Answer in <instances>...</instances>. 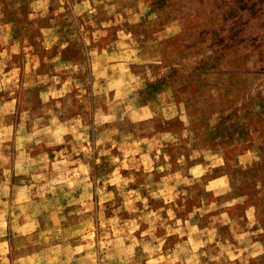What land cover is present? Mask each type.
Returning <instances> with one entry per match:
<instances>
[{
    "label": "rangeland",
    "instance_id": "rangeland-1",
    "mask_svg": "<svg viewBox=\"0 0 264 264\" xmlns=\"http://www.w3.org/2000/svg\"><path fill=\"white\" fill-rule=\"evenodd\" d=\"M116 3L120 7L110 15L108 8ZM138 4L147 9L144 17L139 24H129L123 9L132 7L138 12ZM77 5L87 7L76 15L74 9ZM57 6L55 0H0V52H10L13 47L17 49L11 60L0 64V111L15 102L16 114L7 117L5 122L18 125L22 107L30 108L33 116H44L42 109L52 107L60 113L62 121L79 115L84 118L82 122L89 125L88 135L93 149L91 201H84L80 196L82 189H77L73 195L79 198V202L68 205L67 199L62 198L63 212L55 214L57 220L61 215L65 216V220L60 221L61 228H70L74 233L68 242L69 247L81 249L72 256L69 264H118L104 260L106 249L112 248L114 238H118V225L140 215L122 208L123 197L117 193L115 185L109 184L105 188L106 192L114 193V199L100 203L96 188L103 186V181L97 184V180L110 173L114 166L109 165L108 157L99 155L101 148L111 145L97 146L98 134L104 129L117 127L121 133H131L133 139H139L155 134L145 131L148 128L178 131L188 117L195 130L193 147L211 157L214 166L208 168L199 182L177 185L175 193L179 195L170 204H165L163 198H153L149 189L142 187L149 183L143 164L139 171L136 168L121 169L125 178L130 174L137 177L125 191L139 190L140 195L147 198L148 209H144L142 201H136L138 209L156 211L163 208L160 215L167 220V210L171 208L181 226L191 215L188 223L198 231H211L210 225L216 228V236L207 244L202 243L206 237L192 234V243L179 254V259L174 256L176 245L187 242L189 235L170 236L161 253L165 257L172 256L174 264H241L240 257L246 254L229 248L230 255L226 260L221 251L238 243L235 237L243 235L240 229L257 232L264 227V0H64L63 11H58ZM153 13L157 18L148 20ZM118 14L125 17L122 23H116ZM170 21L177 22L182 30L157 46L162 59L147 65V69L142 64L131 65L134 72L147 70L153 78L145 80L137 101L142 109L148 108L147 112L140 113L148 120L133 124L128 115L121 120V105L115 112L116 121L97 128L98 109L103 115L109 114L106 101L116 97L123 85L119 77L129 66L114 57L113 52L130 47L128 32L133 34L141 49L147 50L146 42L151 34ZM133 52L139 55L135 49ZM105 57L109 59L105 60ZM3 60L0 57V61ZM14 67L19 69L15 77L12 76ZM104 71L109 76L116 73L113 82L117 88L107 96L103 92L97 96L96 86L107 84L104 77H97ZM56 80L60 82L56 83ZM72 81L84 89L82 99L86 103L77 99L80 89L71 85ZM65 86H71L65 96L49 97L47 103L40 97L41 92L59 91ZM57 101L61 105L59 109L55 108ZM149 101H153L158 112L148 107ZM28 128H31L30 122ZM71 139L70 134L65 137L66 141ZM114 139L119 141L121 137ZM64 147L70 152L72 145H60L57 150ZM141 149L146 152L147 145L142 144ZM12 151L15 153L14 148ZM44 151L51 159L50 149H37L32 155ZM190 151L181 144L175 151L171 145L162 149L158 160L155 150L150 153L153 160L152 190H155V182L168 174V171L157 172L158 167L169 163L171 172L181 169L182 166L176 163L181 152L185 155L186 165L183 167L187 175L186 168L197 163L187 159ZM112 154L123 159V154L116 148L112 149ZM166 154L168 161L164 159ZM97 158L101 160L100 165L95 164ZM135 159L139 161V153ZM198 162L205 166L210 163L203 156ZM21 181L35 183L30 175H13L11 178L13 185ZM172 183L174 181L170 185ZM47 195L51 197V193ZM118 208L120 211L116 212ZM69 212L72 216L68 215ZM48 216V212H42L38 217L41 227L45 223L52 224ZM217 217L234 221L236 226L222 224L219 219L213 224ZM249 222H252L251 229L246 228ZM23 223L25 221L21 218L18 224L23 226ZM140 223L141 228L133 233L137 239L147 227V224ZM168 224L175 226V219L168 220ZM163 232L164 229L158 228V235ZM251 239L253 244L264 249V233ZM2 242L3 238H0ZM247 264H264V251L249 256Z\"/></svg>",
    "mask_w": 264,
    "mask_h": 264
},
{
    "label": "clouds",
    "instance_id": "clouds-1",
    "mask_svg": "<svg viewBox=\"0 0 264 264\" xmlns=\"http://www.w3.org/2000/svg\"><path fill=\"white\" fill-rule=\"evenodd\" d=\"M55 2L58 5L57 10L63 11L64 0H55ZM85 7L87 5H77L74 9L76 15H79ZM119 7V3L113 4L108 8V13L111 15ZM138 7L140 9L138 12L132 7L123 9V13L127 14L129 24H139L142 17H144V13L147 10L146 7L143 4H138ZM90 11H95V9H90ZM124 18L123 15L118 14L116 23H122ZM156 18L155 13L147 17L148 20H155ZM181 30L177 26V22L164 23L149 37L146 42L147 50L141 49L133 34L128 32L127 39L131 42L130 47L112 54L124 64L129 65L124 68L123 73L119 77L123 81V85L119 88L115 98L106 101L109 108L108 115H103L98 109L95 120L97 128L104 123L116 121L115 112L121 105H123L121 120L124 119V115H128L133 124L148 120L140 115L142 111L147 112L148 108L142 109L140 105H137V101L139 100V90L145 86V80L153 78L150 77L147 70L143 73L134 72L131 65L142 64L147 69V65L154 64L162 59L157 46L161 42L178 35ZM133 49H135L136 53H139L138 56L134 54ZM16 52L17 49L15 47L10 52H0V57L4 58L3 61H0V64L11 60L12 53ZM104 59L107 60L109 58L105 57ZM0 71H2V67H0ZM17 71L19 69L14 67L13 77H15ZM97 77H104L107 81L104 87L96 86L95 94L97 96L101 92L107 96L112 89L117 88V84L113 82L116 73L109 76L104 71L98 73ZM59 82V80H56V83ZM70 84L80 89L77 99L85 102L82 99L84 94L82 86L74 81L70 82ZM69 91H71V86H65L59 91L50 89L47 92H41L40 97L44 103H47L49 97L65 96ZM14 104L15 102L10 104L7 109L0 111V128L3 129V132L0 133V175L3 176V180L0 181V238H3V242L0 243V264H69L72 256L76 252L81 251V249L69 247L68 242L74 233L70 228H61L60 221L65 220V216L61 215L59 220H57L55 219V214L63 212L65 205L60 203L62 198L67 199L68 205L79 202V198L73 195L77 189H82L80 196L83 197L84 201H91L93 183L90 179V173L92 171L93 149L89 141V125L86 122H82L84 118L79 115L71 120L62 121L60 113L55 112L52 107L42 109L44 116H33L30 108L22 107L18 125L6 123L7 117L16 114V106ZM60 107L61 105L57 101L55 108L59 109ZM148 107L158 112L153 101L148 102ZM45 117H47L46 120ZM29 122L31 123V128H28ZM14 129L15 141L13 143ZM145 131L155 132V134L133 139L131 133L123 134L117 127H112L104 129L103 132L98 134L96 139L97 146L111 145V147L101 148L99 155L108 157L109 165L114 166L110 173L100 176L97 180V184L103 181V186L96 188V194L101 198L100 203L103 204L105 201L114 199L113 192L105 191L107 185L111 184L116 186L117 193L123 197L122 208L129 213H140L135 218L126 220L123 224L120 223L118 225L120 228V232L117 234L118 238H114L112 248L106 249L104 260L116 261L118 264H142L145 261L146 264H160V261H163V264H174L172 256L165 257L161 253V248L170 236L174 234L189 235L187 242L176 245L174 256L175 259H179V254L184 252L187 246L192 243V234L195 233L198 237H206L202 243L207 244L216 236V228L210 225L211 231L208 229L198 231L193 224L188 223L192 219L191 215L188 216L184 221V225L181 226L180 221L176 218V214L171 208L167 210V220L160 215L164 211L163 208L156 211H144L136 208L135 202L142 201L144 209H148L147 198L142 197L139 190L130 189L125 191L130 183L136 182L137 177L130 174L125 178L121 175V169L136 168L139 171L140 165L143 164L144 172L148 174L146 180L149 183L142 185V187H147L150 196L153 198H163L165 204H170L179 195L175 193L177 185H191L199 182L201 177L208 171V168L214 166V163L212 158L205 156L201 149L193 147L195 130L189 117L178 131H156L154 128H148ZM69 134L72 139L66 141L65 137ZM116 136H120L121 139L117 141L114 139ZM65 144L72 145L70 152L67 147L57 150L58 146ZM142 144L147 145L146 152L141 149ZM181 144L186 149H191L187 159L197 161V163L187 167V175H185V167L183 166L186 165V160L184 153L181 152L176 160V163L182 166L181 169L171 172L172 165L169 163L158 167L156 169L157 172L168 171V174L162 176L158 182H155V190H152L153 160L150 159V153L155 150L157 153L156 159L158 160L162 149L171 145L175 151ZM13 148L15 153L12 151ZM113 148L118 149L123 154V159L118 155L112 154ZM37 149H50L51 159L46 151L33 156L32 152ZM138 153L140 154L139 161L135 159ZM81 154L83 155L81 156ZM201 156L204 157L205 161L210 162L207 166L198 162ZM164 159L168 161L169 156L167 154L164 155ZM95 164L100 165L101 160L97 158ZM13 175H30L31 180L35 183L24 184L21 181L20 184L13 185L11 183ZM40 181H44V183L40 184ZM173 181L174 183L170 185V182ZM33 189H36V191L33 192ZM47 193H51V197H48ZM36 197H39V200ZM179 210L183 211V209ZM81 211H84V209H81ZM119 211V208L116 209V212ZM42 212L49 213L48 218L52 220L51 225L45 223L44 227H41L38 217ZM68 215L72 216V213L69 212ZM201 215H203V212H201ZM21 218L25 221L23 226L18 224ZM173 219H175V226L168 224V220ZM217 219L222 224L227 223L236 226L234 221H229L227 218L221 220L220 217L213 219V224ZM140 222L147 224V227L140 232L139 239H137L133 233H136L141 228ZM158 228L164 229L163 235L157 234ZM246 228L251 229L252 222H249ZM240 231L243 232V235L235 237L238 243L224 247L221 255L225 256L227 260L230 255L228 249L231 248L232 251L246 254L242 255L240 259L241 264H247L249 256L254 257L258 254V251H264V249H260L258 244H253L251 239L264 233V227H260L257 232L244 231L243 229H240ZM65 256L67 258L62 259ZM152 257L157 259L153 260ZM212 259H219V257H212Z\"/></svg>",
    "mask_w": 264,
    "mask_h": 264
}]
</instances>
